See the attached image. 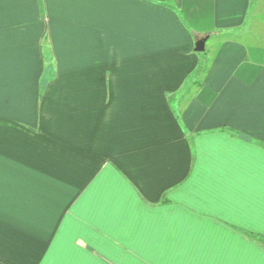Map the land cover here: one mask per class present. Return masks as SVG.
<instances>
[{
  "label": "crops",
  "instance_id": "crops-1",
  "mask_svg": "<svg viewBox=\"0 0 264 264\" xmlns=\"http://www.w3.org/2000/svg\"><path fill=\"white\" fill-rule=\"evenodd\" d=\"M0 264H264V0H0Z\"/></svg>",
  "mask_w": 264,
  "mask_h": 264
},
{
  "label": "water",
  "instance_id": "water-1",
  "mask_svg": "<svg viewBox=\"0 0 264 264\" xmlns=\"http://www.w3.org/2000/svg\"><path fill=\"white\" fill-rule=\"evenodd\" d=\"M206 38L207 37L204 36V37H201L195 41V44H194V50L195 51L200 52V51L204 50V42H205Z\"/></svg>",
  "mask_w": 264,
  "mask_h": 264
},
{
  "label": "rangeland",
  "instance_id": "rangeland-1",
  "mask_svg": "<svg viewBox=\"0 0 264 264\" xmlns=\"http://www.w3.org/2000/svg\"><path fill=\"white\" fill-rule=\"evenodd\" d=\"M209 42H210V41H207V43H206V45H207L206 48H207V49H205V51L197 52V53L199 54L201 60H202V58L204 57V54H207V52H208ZM205 58H206V57H205Z\"/></svg>",
  "mask_w": 264,
  "mask_h": 264
}]
</instances>
